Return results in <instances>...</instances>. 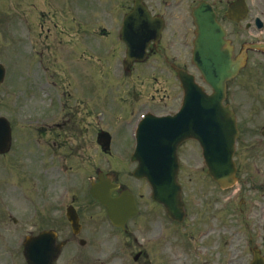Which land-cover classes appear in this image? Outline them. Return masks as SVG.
<instances>
[{"label":"rangeland","instance_id":"1","mask_svg":"<svg viewBox=\"0 0 264 264\" xmlns=\"http://www.w3.org/2000/svg\"><path fill=\"white\" fill-rule=\"evenodd\" d=\"M132 0H21V7L26 13L34 14V21L28 19L27 23L31 27H26L25 33L28 39L34 41L38 46H42V55L52 59L54 47L55 54L53 57L54 64L48 65L46 68L41 67V60L39 53H32L29 44L21 38L15 39L12 44L3 45V50L0 53V65L4 70L3 79L0 82V96L1 92L5 94L8 100L7 104L1 105L0 114L4 115L14 124L13 137L15 145L11 154L5 158H0V186L5 188L2 197L4 200L0 203V264H25L22 257L21 242L23 238L33 231L35 217H38L36 204H38V196L36 195V186L38 185V175L43 169H50L52 162L59 161L62 156L67 158V167L74 168L75 160L81 148V142H78L80 133L75 126L67 134L58 131V137H53L50 132L46 133L40 126L34 124V120L50 121L56 117V113L52 110L55 108V103L51 111L42 110L37 115L36 109L39 104L43 107L52 98L50 93L41 94L40 103L31 108L26 100L29 93L37 92L39 85L43 82H51V75L55 72V68L59 72L70 76L72 84L85 89V95L89 99L90 106V126L94 129L109 131L116 125L108 119L106 108L116 109L121 100L126 99L133 102L134 110L141 108L144 105L142 99L136 100V95L131 97H119L115 92L110 93L116 88L122 90H130L132 85L149 86L147 89L152 92L153 100L159 101L162 93L167 85H176L173 76L168 70L153 67L156 61L150 62L148 65L144 64L141 69H134L130 76L123 75V68L120 64L124 58V47L118 46V38L115 35L119 25L120 14L124 15L126 5H129ZM168 0H149L148 4L155 12H165V2ZM171 1V0H170ZM180 6L171 7L168 15V25L164 31V40L162 42V49L164 53L173 58L177 62L189 63V55L192 48L193 40V24L191 22L189 12L190 8L200 0H179ZM215 5V8L220 13L224 8L223 5L227 0H208ZM230 1V0H229ZM264 0H246L251 13L259 12L260 6L263 5ZM6 4V0H0V5ZM8 4L15 8L17 7L16 0H10ZM36 6V8H35ZM118 10V12L116 11ZM168 11V10H167ZM120 13V14H119ZM122 17V16H121ZM59 21L61 25L64 22L65 34L56 38V33L60 32V27L56 25ZM225 26L229 27L233 32L238 31L241 25H233L227 20H222ZM81 28V29H80ZM80 29V30H79ZM105 30V31H104ZM97 31H100L97 35ZM79 32L81 35H79ZM244 35V33H243ZM100 36L106 37L102 39ZM10 37H12L10 35ZM58 37V34H57ZM235 37V36H234ZM233 37V38H234ZM241 40V36L237 41ZM116 50H113V47ZM105 54V56L103 55ZM113 56V57H112ZM251 63V66H257L256 62ZM249 68V66H248ZM247 68V69H248ZM51 75H48L46 72ZM242 71V70H241ZM240 71V72H241ZM249 69L246 71L248 75ZM251 74V70L249 71ZM249 75L245 78V82L250 85V80L254 77ZM171 79V80H170ZM62 80V78H61ZM238 83H243L240 78ZM255 84V82H251ZM60 85L57 83V89ZM56 89V90H57ZM158 92H154V91ZM239 91L235 92L232 88L231 92L234 95L232 106L238 113L240 118L244 121L247 137L248 131L252 129L259 130L264 124V94L255 90L246 89L239 84ZM173 91V89H171ZM169 91L170 95L173 92ZM58 90L54 94V98L60 96ZM177 97L171 99L170 109L174 108L179 100ZM53 99V98H52ZM162 100V98H161ZM75 98L69 101L68 106L71 111L75 106ZM163 101V100H162ZM166 111L168 108L165 109ZM79 114L85 112L84 107L79 108ZM123 111V109H122ZM140 111V110H138ZM33 114L31 121L23 123L21 117ZM50 115L52 117H50ZM136 114L133 115V117ZM68 116V115H67ZM75 119L78 115H74ZM124 125V124H123ZM126 126V124H125ZM127 127V126H126ZM39 131L43 132V138L39 137ZM87 139L89 140L90 151L84 152L82 159L85 163H101L109 166V163L102 157H97L99 154L98 148L95 144L94 135L88 132ZM63 143H66L63 145ZM196 143L187 142L180 155L186 156L188 152H193L196 148ZM52 151L54 157L48 156ZM124 150L120 151V155H124ZM21 155L24 159V170L19 174L14 171L17 168L14 157ZM197 158V153H196ZM112 159V158H111ZM110 159V164L112 160ZM253 159H255L253 157ZM258 162V163H257ZM254 163L263 172L264 170V156L259 160H254ZM114 164L120 165V160L116 159ZM4 166H8L6 172ZM18 176V178H17ZM20 179H25V185L20 187ZM25 176V178L23 177ZM251 185L253 182L248 180ZM39 185L42 188H51L53 191L64 190L71 192L75 186V179L72 174L63 171L56 172L54 175L43 178ZM249 187H252L249 185ZM247 187V189L249 188ZM84 195V194H83ZM82 195V196H83ZM259 193L257 198H252V204L249 209V216L258 215L264 219V198ZM218 202L211 201L212 209L215 211V217H211V212H205L199 207L193 206L190 212V219L187 221L186 234V250L184 264H223L227 255L232 253H240L244 245L243 221L242 216L238 214L236 208L233 212V219L226 218L225 196L218 194ZM198 200H196L197 202ZM236 206V204L234 205ZM263 215H259L260 212ZM12 218L17 219L18 226H13ZM235 219V220H234ZM238 221L240 227H234ZM212 228L219 232L218 238L222 236L229 241V232L235 230V247H229V242L226 245L218 243V248L212 251L213 254L203 255L198 254V248L203 249L204 245L197 243L196 236L199 231ZM215 237V234H212ZM195 238V239H194ZM97 238H94L96 240ZM212 241L207 240V244ZM108 250V247L105 248ZM91 251L93 257H98L99 253L85 248H72L65 251L67 254L63 259L61 257L58 264H93L92 260L85 263V256ZM215 252L219 253L216 255ZM180 257V253H175ZM234 254V257L236 256ZM82 256V257H80ZM174 261V259H172ZM241 264V263H235Z\"/></svg>","mask_w":264,"mask_h":264},{"label":"flooded vegetation","instance_id":"2","mask_svg":"<svg viewBox=\"0 0 264 264\" xmlns=\"http://www.w3.org/2000/svg\"><path fill=\"white\" fill-rule=\"evenodd\" d=\"M0 18H4L3 14H0ZM258 19V24H255V21H253L252 25L248 24L245 26L247 33L246 39L248 42L264 44V1L258 12ZM259 54L260 57L255 54H250V60L247 61L249 68L252 67L255 69V77L257 79L256 84L251 86L252 91H264V60H262V57H264V51H261ZM250 61H252V63L256 62L258 65L251 66L249 65L251 63ZM260 65H263V67ZM247 70L244 71L242 76V87L247 86V83H245V78L248 77L246 74ZM164 88L165 89L162 93L165 94H163L161 98L163 100V107H166L171 97L169 91H171L174 86L167 85ZM156 92L158 91L156 90ZM173 97L175 96L173 95ZM151 102L153 103V99ZM155 107L158 108L159 105L155 103ZM132 113L131 106H127L121 112V117L128 118ZM72 119L73 117L66 116L59 123L55 122L50 124V129L52 132L60 129L66 133L74 128L76 124L81 125L79 128L80 136L77 139L78 142H81V148L78 151L79 154L75 160L74 168L66 166V157L62 160L64 168L63 173L68 172L72 174L75 179V186L70 193L66 191L62 203H57V197L61 192V189L57 191H53L51 188L44 189L39 185L40 181L38 182V217L34 224V234L42 231H52L57 237V240H63L62 242L65 243L63 249L67 250L75 248L81 242L84 243V241H89L90 245L88 244L79 249L83 250L86 247H90L95 253H99L98 257L92 259V262L95 264H110L112 260H115L116 264H161L162 260L159 253L162 249L169 248L170 245L179 247L182 239H184L185 234L181 229L185 222L176 223L170 221L164 214L162 207L154 203L151 198L146 197L148 194L146 192V184L143 180H138L132 175L134 166L123 165L120 167V169H124L122 171L123 175H121L122 178L117 181V183L120 184V188L117 193H113L112 196L117 198L123 190H129L134 196L135 208L138 213L132 218L126 215V213L117 215L119 222H123L118 227L113 226L105 207L93 200L89 195V183L92 178L97 179L99 177L101 168L99 166H93L94 168L91 171V169L84 164V161L78 158L83 156L84 152H88V132L83 121L73 122ZM64 127H66V131ZM238 129L241 133L240 126H238ZM123 131H127V129L124 128ZM123 144L125 145L124 152L128 153L131 141H129L126 132L123 133ZM237 144V152L240 157L237 156L235 163L237 164L238 172L242 174L243 178L251 175L254 178V181L253 185H251L250 182L249 185L253 186L258 193L264 194V181L260 179L259 170L257 168H254L253 172L245 170L243 168V159L241 158V156L249 158V149L257 147V145L253 139L250 140V142H247L241 141L240 137L238 138ZM197 147L193 152H188L184 158L181 159L179 157V170L180 172L183 170L185 173V176L182 179V184L180 177H178L182 189L183 186L185 188L186 184L190 185L191 188L196 184L199 187L202 185L207 186L208 184L207 182H202L204 179L200 174L194 173V168L199 164L195 156L199 149H197ZM110 171L105 173L110 174ZM115 175L117 177L118 173ZM244 182L245 180L240 181V187L235 192L228 190L227 200L233 207L234 197L236 196V199H241L242 197L244 200L241 204L245 209V218L248 220L250 205L249 191L244 186ZM213 185L218 192V187L215 184ZM216 199L217 198L214 200ZM132 205V202L128 200V209H130ZM67 210H74L77 214V233H74L71 225L66 220ZM211 215H214V213H211ZM14 225L17 226V222L14 223ZM159 229L164 232L162 236L163 239L158 242H153L151 240V237H153V231ZM246 229H249L248 225H246ZM171 232L173 234H171ZM93 238L97 239L93 240ZM171 238H175L172 244L170 243ZM106 247H108V250H105ZM246 253L247 257L246 259L244 258V260L248 263V245L246 247Z\"/></svg>","mask_w":264,"mask_h":264},{"label":"water","instance_id":"3","mask_svg":"<svg viewBox=\"0 0 264 264\" xmlns=\"http://www.w3.org/2000/svg\"><path fill=\"white\" fill-rule=\"evenodd\" d=\"M143 0H134L133 9L126 16L123 29L121 32V40L126 45V60L125 65L128 67L132 60H143L145 57V49L149 45V42L153 40L156 42L159 37V30L161 29V22H153L150 19L145 6L143 5ZM242 6V5H241ZM231 7V6H230ZM226 14L227 18L233 19L235 21L239 20L245 14V9L239 5L235 10H232ZM192 17L197 27L196 38L194 40V48L192 54L193 64L201 71L203 77L212 85L215 92V86L218 82H223L227 80L228 77L231 78L236 70L237 65L229 62V67L223 63V60L227 57H231V49L228 50L223 47L226 42L223 41L224 32L221 27L216 23L214 14L209 7L205 5L193 10ZM227 54H229L227 56ZM229 73V74H228ZM179 80L182 83V87L186 96V101L190 102L189 116L194 117L196 112L201 111L202 118H212L209 114V110L214 111L216 117L217 112L213 105L215 100L214 94L209 97H205L199 91L196 90L192 84V80L185 73L178 72ZM197 107V109H196ZM213 114V113H212ZM231 117V115H230ZM231 120V119H230ZM200 124V122H199ZM165 125L162 123L150 124L144 131L141 129L139 131V137H137V147L132 160L137 161L138 168L134 172L137 177H145L152 184L155 195L159 201H161L168 214L172 217H178L181 214L180 203L177 194L172 190L176 187L174 179L176 169L170 174L172 179V188L170 189L169 183L165 180L164 185L162 182H154L152 173H165L167 169L164 170L162 163V156L157 153L156 147L159 144H166L162 139L161 135L165 132ZM189 131L183 134L184 138L195 137L196 134L191 130V127L187 128ZM181 135L175 138L173 142L169 143V147L174 150L175 145L180 141ZM218 143L226 142V139L217 138ZM202 146L206 148L207 144H211L212 141L201 140ZM223 144V143H221ZM9 145V131L6 123L3 119H0V153L7 150ZM162 147V146H160ZM219 153L217 156L212 157L205 152V161L208 167V173L222 186H228L229 183L233 181V165L231 162L232 146L231 142L228 146L218 147ZM229 151V153H227ZM229 154V155H228ZM174 158V153L172 154ZM176 166V165H175ZM169 175V174H168ZM170 189V192H169ZM95 190L92 193L98 200L103 201V199L95 194ZM172 190V191H171ZM177 190V189H174ZM115 201L102 202L108 208L111 203L114 204ZM49 242L44 240L43 237L38 238H28L24 242V252L23 255L27 264H52L55 260L59 249L49 245ZM255 264H263L261 260H256Z\"/></svg>","mask_w":264,"mask_h":264}]
</instances>
